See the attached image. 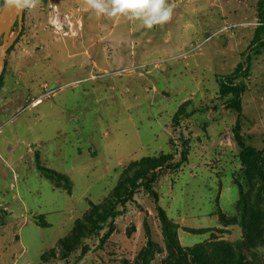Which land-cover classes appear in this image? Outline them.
I'll list each match as a JSON object with an SVG mask.
<instances>
[{"label": "rangeland", "instance_id": "obj_1", "mask_svg": "<svg viewBox=\"0 0 264 264\" xmlns=\"http://www.w3.org/2000/svg\"><path fill=\"white\" fill-rule=\"evenodd\" d=\"M259 1L167 0L172 19L151 30L98 17L86 0L23 11L0 88V264H136L148 241V263L165 264L158 209L186 249L243 241V207L257 229L242 252L264 264V181L247 172L233 136L238 122L264 156V50L235 82L246 87L239 113L218 85L245 67ZM162 157L146 174L157 201L139 187L122 206L130 181L144 182L131 166Z\"/></svg>", "mask_w": 264, "mask_h": 264}, {"label": "trees", "instance_id": "obj_2", "mask_svg": "<svg viewBox=\"0 0 264 264\" xmlns=\"http://www.w3.org/2000/svg\"><path fill=\"white\" fill-rule=\"evenodd\" d=\"M1 7L3 5V0L0 1ZM257 18L258 26L254 30L253 38L251 40L248 55L245 59V67L243 63H239L234 69L233 73L224 78H218V85L220 87V92L222 96H229L230 99L227 101L225 108L234 110L235 112L241 111V97L245 91V85L243 83H235L239 78L246 77L250 71L251 58L252 56H258L264 50V1H259L257 3ZM18 26L17 23L14 28ZM13 32V31H12ZM21 36L19 33L16 40ZM15 40V42H16ZM14 42V43H15ZM13 43V44H14ZM12 47L9 49V51ZM2 78V76H1ZM0 78V88L2 84V79ZM241 127L240 123H236L233 129V136L236 145L240 149V160L241 163L246 167L249 174H254L264 181V156L260 151H256L252 147H247L244 143L243 138L240 135ZM181 157L184 159L186 157L185 151L181 153ZM169 159L167 157H162L157 160L144 159L140 165H132L131 169L134 170L136 178H143L144 182L141 185L135 186V180L130 181V186L132 191L128 193L122 200L121 204L124 206L127 200L132 196L133 190L136 188H144V190L150 194L155 201L157 197L152 193L150 189L151 181L146 178L148 172H154L157 168L163 166V164ZM239 196L241 201H244V195L239 189ZM251 213V212H250ZM119 213H112L110 215L113 220ZM252 214V213H251ZM255 214L251 215L250 219H246V210L244 207L241 212L242 226L244 227V239L236 244L227 243L224 241H212L205 245H197L192 248L182 249L179 246L176 227L168 221L165 217L164 212L158 209V217L161 224V232L164 241V245L167 251V261L165 264H249L247 257L244 255L242 250H247L250 248L251 242L255 239L254 230L257 229V219ZM105 218L101 219L100 222L93 223L92 234H98L102 230V225ZM83 227H80L79 231H82ZM74 232L73 237L69 241H60V247L63 251L68 252L74 242L79 240L80 234ZM72 243V245L70 244ZM148 247L145 251L141 252L136 260V264H149L148 259L153 255L151 248L153 244L148 241ZM90 251L88 246H83L81 248L80 256L77 261L82 260L84 256Z\"/></svg>", "mask_w": 264, "mask_h": 264}, {"label": "clouds", "instance_id": "obj_3", "mask_svg": "<svg viewBox=\"0 0 264 264\" xmlns=\"http://www.w3.org/2000/svg\"><path fill=\"white\" fill-rule=\"evenodd\" d=\"M40 0H3L0 12L34 10ZM86 6L95 15L108 18H126L140 21L146 29L167 24L173 17L174 5L167 0H86Z\"/></svg>", "mask_w": 264, "mask_h": 264}, {"label": "water", "instance_id": "obj_4", "mask_svg": "<svg viewBox=\"0 0 264 264\" xmlns=\"http://www.w3.org/2000/svg\"><path fill=\"white\" fill-rule=\"evenodd\" d=\"M22 17L23 11L17 12L15 9L0 12V78L4 70V57L14 43V41L9 40L12 29L17 23L16 39L21 31Z\"/></svg>", "mask_w": 264, "mask_h": 264}, {"label": "built area", "instance_id": "obj_5", "mask_svg": "<svg viewBox=\"0 0 264 264\" xmlns=\"http://www.w3.org/2000/svg\"><path fill=\"white\" fill-rule=\"evenodd\" d=\"M50 25L55 29V30H57V31H61L62 30V27H61V25H62V23L60 22H58V20H57V18L55 17L54 18V20L53 21H51V19H50ZM59 26V27H58ZM68 26H69V28H72L71 26H70V24H68ZM68 26H66V28L68 27Z\"/></svg>", "mask_w": 264, "mask_h": 264}]
</instances>
